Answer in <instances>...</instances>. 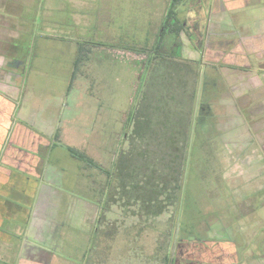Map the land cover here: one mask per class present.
Returning <instances> with one entry per match:
<instances>
[{
	"label": "rangeland",
	"instance_id": "374dc122",
	"mask_svg": "<svg viewBox=\"0 0 264 264\" xmlns=\"http://www.w3.org/2000/svg\"><path fill=\"white\" fill-rule=\"evenodd\" d=\"M189 1L175 9L181 20ZM24 4L29 28L19 31L20 43H10L12 56L24 66L18 104L21 117L41 130L44 122L57 121L49 130L56 135L43 159L42 184L50 189L46 195L62 202L30 231L25 218L6 221L14 235L8 244L0 242V264H264V168L257 174L244 164L252 149L259 154L256 141L243 123L240 132L228 131L242 122L233 99L227 100L226 116L234 123L220 124L224 108L214 101L207 103L212 116L198 120L202 89L206 84L212 94L213 78L223 81L221 73L211 75L217 67L206 60L184 59L199 56L192 53L187 28L179 35L167 32L149 61L170 0ZM5 36L10 41L17 35L0 31ZM164 59L185 62L194 73L186 74L185 89L176 82L185 73L172 75L178 85L167 112L170 118L186 114L190 124L184 147L177 142L175 181L162 191L166 166L154 180L145 178L151 176V160L163 156V164L168 162V134H161V145L145 159H135L134 152L127 168L131 178L124 180L117 166L129 150L128 118L153 88L151 77ZM54 107L60 115H52ZM68 147L81 156L71 157ZM41 191L42 186L36 195Z\"/></svg>",
	"mask_w": 264,
	"mask_h": 264
},
{
	"label": "crops",
	"instance_id": "0c3cea01",
	"mask_svg": "<svg viewBox=\"0 0 264 264\" xmlns=\"http://www.w3.org/2000/svg\"><path fill=\"white\" fill-rule=\"evenodd\" d=\"M18 1L19 3L14 0H0V31L4 32L12 29V33L14 31L17 35L16 38L10 41H6L7 36L4 38L2 37V39L0 38V242L6 244L13 240L14 235V233H9L8 228L5 227L6 221L24 220L25 218L26 230L30 231L36 224L46 219V216L54 210L55 203L60 204L62 202L58 198L55 199L50 195H46V193H48L47 190L49 191L50 189L48 185L42 184V176L44 174L42 169L43 159L54 145L51 137H55L56 133H50V131L51 128L54 129L57 121L44 122V126L41 127L42 129L46 127L45 132V130L39 128L38 124L26 121L21 117V104H18L19 94L21 93L19 89L21 80L18 79L17 81H13L9 78L11 76L7 74V70H5L9 58L3 50L4 46H10L11 41L22 40L23 36H20L19 31L24 28L22 31L26 32L29 28L27 27L29 23L25 21L23 14L26 6H21L20 0ZM193 1V5L196 6L199 12L197 15L195 12H191L189 16L192 17V20L189 21V24L192 27L196 25L197 22H193V19L200 22V24L197 23V27L201 34L197 40H200L201 43L200 46L197 45L195 47L192 44L193 40L191 38H189V41L192 44V53L196 51L199 56L193 58V55L191 57L186 55L184 59L197 62L201 60H206L208 62L212 61L210 59H203V54L210 57L202 48L206 38L203 35L205 29V35L209 36L210 41L216 42L222 39L229 40L249 37L250 40L256 38V43L260 48L256 57H253L252 54L244 55L249 61L252 59L257 61V66H253L252 63L248 62L246 72L231 68L230 66H232V64L226 62L222 64L224 67L220 69V65L216 66L219 59L215 60V62L213 61L212 64L219 69L217 72L221 73L223 78V81H219L213 86L214 95L212 94L213 101L215 103L217 102L219 104L218 106L224 108L223 116L219 121L220 124L234 123L230 115L226 116V114H228L227 112L230 111V105H227V102H230L227 101L228 99H233L236 103L238 98L251 95L253 91H257L262 96L261 99H259V97L255 98V106L252 102L247 105L249 108L248 110L251 111V115L255 114V116H251L249 120H246V117H242V115L239 114V109L243 111L242 106L236 109L239 105L235 104L234 107L238 110V116L242 119V122L238 124L239 126L236 125V127L234 126L228 130L230 132H240L239 130L240 128L243 129L244 124L247 131L246 133L251 134L250 137L255 139L259 154L253 149L251 150L252 153L246 154V162L244 164L249 171L254 165L256 167L258 165L259 167L258 163L264 160V0H212L213 3L211 0H207L208 5L205 7L201 6L202 2L200 0ZM2 3H4L5 6H2ZM211 7H213L212 13L210 12ZM9 13L13 14V17L16 18L15 21H12ZM17 15L22 16L18 17ZM231 24L238 32L231 31L229 28ZM16 29H18L17 32ZM12 59L15 60L17 58ZM225 66L227 68H225ZM237 73H239V75L249 74V76L247 75L244 77V75H240L238 80L237 77H235ZM228 83L234 85H229ZM235 87H237V91L233 89ZM221 92L224 93L222 97H220ZM253 110H255V112H253ZM32 113L34 114V112ZM51 113L52 115H60L61 112H57L54 107ZM50 116L51 114H49V117ZM237 121L238 117L236 122ZM253 123L255 125L254 131L251 129ZM242 133L244 132L242 131ZM67 149L71 157L81 156L78 149H75L74 152L69 151L73 150L71 147ZM14 175L26 176L28 179L32 178L36 180V186L32 196L29 194L25 196L24 182L19 181L18 184H15V182L11 180ZM41 186V194L37 196L36 193ZM11 189H14L18 196L10 198L8 190ZM0 257L2 256L0 255ZM27 261L33 263L30 258H28ZM34 264H38V262H34Z\"/></svg>",
	"mask_w": 264,
	"mask_h": 264
},
{
	"label": "trees",
	"instance_id": "16d2710c",
	"mask_svg": "<svg viewBox=\"0 0 264 264\" xmlns=\"http://www.w3.org/2000/svg\"><path fill=\"white\" fill-rule=\"evenodd\" d=\"M182 1L183 0H170L168 12L166 13V17L160 28L157 41L156 43H154L155 46L153 47V51L151 53L149 61L154 58V54L158 55L157 49L159 48V44L160 42H162V39L164 38L165 34H167V32L173 35H179L181 32H183L184 28L182 27L181 21H179L175 15V7L176 5L182 3ZM159 55L163 57L162 54ZM163 61H165L164 65H157L158 67L156 68V72L151 77L153 81L152 84H150L149 88H153L149 90L145 96L143 95L141 97L140 103L136 106L135 110L131 113L130 117L128 118V126L132 127V136L130 137L129 150L124 154H121L120 163L117 168L119 172L123 171L121 175L124 176V180L125 178H128V175L129 178H131L132 171L130 172L127 168H130L131 166L130 164L132 162V155H134V152H136L135 159H137L139 156L145 159L144 156H146L149 149H152L154 151L155 148L158 149L159 145H161V134L163 135V137L164 135L168 134V143L170 146L169 150L171 152L170 155H168V162H166V165L163 164V156H158V160L157 158H154L153 161L151 160V176L145 178L146 182L154 180L155 172L158 171L159 168L166 166V168L168 169V173H166V177H168V180L164 182L163 179L160 180L161 189L162 191H165L168 190L167 184L169 180L172 179L173 181H175L174 174H176V170L173 166L177 163V160L181 161V159L179 158L180 155H178L180 153L179 151H176L177 142L182 143V148L184 147V144L188 140V129L190 124L188 116L186 114H181L177 118L173 117L171 114L170 118L169 112H167V106L168 104L172 103V101L174 100L173 95H175V92H177V88L175 89L174 84H176L177 86V83L181 82V84L179 85H181L185 89L187 85L185 81V76L186 74L191 75L190 73H194V70L193 67H190L189 64L185 62L172 61L169 59H164ZM175 72L185 74H183L184 76L182 75V77L176 81L177 83H172V80L174 81V77L172 75ZM207 79L208 78H206V80ZM206 86L207 85L205 84L204 89H202L201 97V107L204 111L202 112V114L198 115V120L203 122L205 121V119L210 118L212 116L210 112L211 106L209 105V101H213V99L211 98L212 94L214 95L213 90H211L212 92L210 91L212 94L206 93ZM177 138L181 140L177 141ZM146 161L147 160H145L144 163ZM156 165H159V167H157ZM144 169L145 175L143 177L147 176L146 174L149 169V166L146 165ZM11 180L14 181L15 184H18L19 181L24 182L25 196H27L28 194L32 196L34 194L36 180L32 178L28 179L26 178V176L22 177L20 175H14ZM15 194L16 192L14 189L8 190V195L10 198H13Z\"/></svg>",
	"mask_w": 264,
	"mask_h": 264
},
{
	"label": "flooded vegetation",
	"instance_id": "af4514ba",
	"mask_svg": "<svg viewBox=\"0 0 264 264\" xmlns=\"http://www.w3.org/2000/svg\"><path fill=\"white\" fill-rule=\"evenodd\" d=\"M31 1V0H29ZM202 2L201 6H207V0H200ZM25 0H20V5H24ZM183 2V1H182ZM211 2L213 3V1L211 0ZM194 1L190 0L189 1V5L186 8V13H184V17L183 19H179L178 16H180L181 14H175L176 18L181 21L182 27L184 28V32H186V28L187 30L189 29V38H191L192 44L196 47L197 45L200 46V40H197L198 37L200 36L201 32L199 31V28L197 27V23L200 24V22L198 20H194L193 22H197L196 25H193V27L189 24V21L192 20V17H190L189 15H191V12H195V14L197 15L199 11H197V8L195 5H193ZM182 4V3H180ZM180 4L176 5L179 6ZM175 7V9H176ZM213 11V7H211L210 12L212 13ZM168 12V11H167ZM209 12V13H210ZM176 13V10H175ZM195 15V16H196ZM166 17V15H165ZM164 17V19H165ZM189 24V25H188ZM187 25V27H186ZM198 28V29H197ZM196 29V31H195ZM181 34V33H180ZM206 34V29L205 32L203 33V35L206 37L205 38V42L203 44V49L206 53H208V55H210V57H207V55L203 54V59H210L212 61H209L211 64H213V61L215 62V60L219 59V61L216 63L217 65H220L219 68L222 69L224 67V62L226 63H231L232 66H230L231 68L237 69L238 71H242V72H246L247 68L246 66L248 65L249 60H247L246 56L244 55H251L253 57L257 56L258 51L260 50V48L257 45V40L256 38L253 39H249L246 37H241V38H237V39H222L219 41H210L209 40V36L205 35ZM202 36V35H201ZM249 39V40H248ZM4 51L6 56L9 58V61L7 62V65L5 67V70H7V74L10 75L11 77H9L10 79H12L13 81H17L18 79H20L22 81V75H23V63L17 58V59H12V58H16L14 56H12L13 50L10 46H4ZM9 51V52H8ZM152 60H150L151 62ZM250 63V62H249ZM215 65V64H214ZM222 65V66H221ZM217 70H219L217 68ZM206 73V72H205ZM216 73H218L217 71H214L213 73H210L211 75H215ZM213 85L215 86L217 82H215V79L213 78L212 81ZM250 96V97H249ZM258 97V92L257 91H253V93L251 95L245 96V97H240L236 100L235 104H238V108L240 106H242L243 111H241L239 109V114L242 115V117H246V120H249L251 116H253L254 114L251 115V111H249L247 105L249 103H253V105L255 106L256 101L255 98ZM255 102V103H254ZM257 111V108H256ZM253 112H255V110H253ZM246 162V160L244 161V163ZM264 162V160L260 161L259 167L257 165V167L254 165L253 167H251V169H249V171H256L258 174V171H260L261 169L264 168V164L261 165ZM248 171V170H246ZM12 196V195H11ZM15 196H17V194H15ZM14 196V197H15ZM13 197V196H12Z\"/></svg>",
	"mask_w": 264,
	"mask_h": 264
}]
</instances>
